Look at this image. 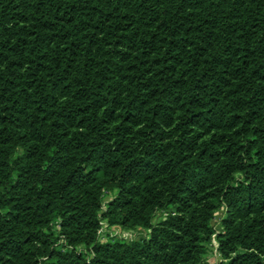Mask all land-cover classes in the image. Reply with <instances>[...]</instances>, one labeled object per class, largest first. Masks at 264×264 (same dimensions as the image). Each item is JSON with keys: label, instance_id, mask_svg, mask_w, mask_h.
Wrapping results in <instances>:
<instances>
[{"label": "trees", "instance_id": "1", "mask_svg": "<svg viewBox=\"0 0 264 264\" xmlns=\"http://www.w3.org/2000/svg\"><path fill=\"white\" fill-rule=\"evenodd\" d=\"M214 233L264 264V0H0V264H207Z\"/></svg>", "mask_w": 264, "mask_h": 264}, {"label": "rangeland", "instance_id": "2", "mask_svg": "<svg viewBox=\"0 0 264 264\" xmlns=\"http://www.w3.org/2000/svg\"><path fill=\"white\" fill-rule=\"evenodd\" d=\"M215 219H214V227L216 229H219V212L215 213ZM103 225L100 229V234H101V238L104 240L108 234L110 235H119L121 237L127 238V239H131L133 237L138 236L139 231L138 230H124L121 229L119 226L117 225H112V226H106L105 221H103ZM216 233V232H215ZM215 233L212 235V239H211V249L209 250L207 256H206V260H207V264H217V262L221 261V258L217 252V250L215 249L216 247V242H215Z\"/></svg>", "mask_w": 264, "mask_h": 264}]
</instances>
